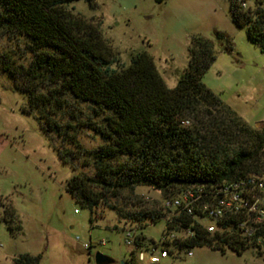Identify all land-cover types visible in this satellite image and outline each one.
<instances>
[{"label":"trees","instance_id":"1","mask_svg":"<svg viewBox=\"0 0 264 264\" xmlns=\"http://www.w3.org/2000/svg\"><path fill=\"white\" fill-rule=\"evenodd\" d=\"M74 1L0 0V37L21 39L30 56L23 65L4 53L0 69L27 98L23 111L36 114L43 131L60 139V160L74 170V162L83 158V165L93 169L92 175L74 171L65 185L75 202L89 210L91 224L101 207L138 228L165 220L170 210L148 209L135 194L138 187L152 188L169 202L188 188L264 172V130L246 124L202 83L215 61L210 39L190 36L187 67L169 89L146 51L113 69L120 60L103 36L102 21L68 9ZM86 1L94 6L93 0ZM228 1L232 23L245 27L249 42L264 53L260 2L242 10L237 0ZM59 111H67L72 122L61 124ZM83 128L102 143L83 149L76 137ZM1 206V220L11 234L18 233L14 210ZM179 219L194 230L193 238L179 244L180 253L196 247L237 254L245 249L233 232L210 234L191 217ZM39 258L25 253L12 264H38ZM131 258L126 264H136Z\"/></svg>","mask_w":264,"mask_h":264},{"label":"rangeland","instance_id":"2","mask_svg":"<svg viewBox=\"0 0 264 264\" xmlns=\"http://www.w3.org/2000/svg\"><path fill=\"white\" fill-rule=\"evenodd\" d=\"M93 3L90 6L86 0H77L67 8L87 19L102 21L103 36L120 60L113 69L127 66L132 54L146 51L167 88L172 89L187 67L190 36L208 38L213 42L215 61L202 83L246 124L264 130V53L249 42L245 27L232 23L228 0ZM216 33L224 37L219 39ZM24 48L21 39L0 37V56L8 53L27 65L30 56ZM13 85L0 69V264H12L13 258L25 253L39 256L38 264H94L96 253L112 258L114 264H126L131 254L124 244L125 229H135L144 238V245L159 244L165 231L164 219L138 228L101 207L90 223L89 210L75 202L65 185L74 171L92 175L93 169L83 165V158L74 162V170L60 160L56 151L60 139L43 131L36 114L23 111L27 98ZM56 117L61 124L72 122L67 111H59ZM78 130L77 141L83 149L93 150L102 143L89 130ZM65 148L73 150L71 145ZM135 194L143 198L148 209L165 207L162 195L152 188L138 187ZM1 203L14 210L18 233L11 234L1 220ZM101 241L105 245H99ZM85 244L90 245L89 250ZM191 251V258L180 254L160 264H264V259L251 251L237 254L207 247Z\"/></svg>","mask_w":264,"mask_h":264},{"label":"built area","instance_id":"3","mask_svg":"<svg viewBox=\"0 0 264 264\" xmlns=\"http://www.w3.org/2000/svg\"><path fill=\"white\" fill-rule=\"evenodd\" d=\"M257 1L264 10V0ZM237 2L242 10H246L255 0ZM165 208L170 210L165 218L170 229L162 234L159 244L144 245L135 229H125L124 244L134 263L160 264L180 254L191 258L192 249L183 253L179 250V244L194 237L191 226L185 227L181 223L182 215L191 217L207 233H235L245 247L243 252L251 251L264 259V172L223 181L209 188H188L166 202ZM99 245L103 246L105 242L101 241ZM84 248L89 250L90 245L85 244Z\"/></svg>","mask_w":264,"mask_h":264},{"label":"water","instance_id":"4","mask_svg":"<svg viewBox=\"0 0 264 264\" xmlns=\"http://www.w3.org/2000/svg\"><path fill=\"white\" fill-rule=\"evenodd\" d=\"M94 264H114V260L108 256H105L101 253H96L94 255ZM125 264V263H122Z\"/></svg>","mask_w":264,"mask_h":264}]
</instances>
